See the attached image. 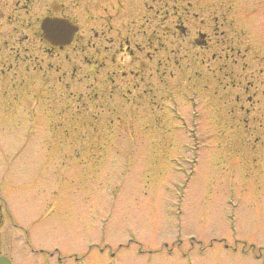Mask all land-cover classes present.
<instances>
[{
  "label": "rangeland",
  "instance_id": "374dc122",
  "mask_svg": "<svg viewBox=\"0 0 264 264\" xmlns=\"http://www.w3.org/2000/svg\"><path fill=\"white\" fill-rule=\"evenodd\" d=\"M57 1L81 33L100 30V3ZM186 1L209 44L180 46L168 24L186 2L155 0L156 100L137 105L93 98L82 60L72 76L35 36L50 4L29 5L30 56L0 59V205L21 226L13 264H264V94L235 102L224 74L244 73V85L251 70L264 90V0Z\"/></svg>",
  "mask_w": 264,
  "mask_h": 264
},
{
  "label": "flooded vegetation",
  "instance_id": "af4514ba",
  "mask_svg": "<svg viewBox=\"0 0 264 264\" xmlns=\"http://www.w3.org/2000/svg\"><path fill=\"white\" fill-rule=\"evenodd\" d=\"M35 1L49 3L48 0H0V59H3V63L6 60L8 68L14 64H18V60L20 62L26 61V57L30 56L27 53L28 34L25 30L27 25L26 15L28 14L29 5H33ZM53 1L54 3H49L52 10V7L62 8L65 6L62 1ZM183 1L186 2L184 10L177 15V18L172 20L171 24H168L169 34L179 41L180 46H182L181 42L189 43L193 47L207 46L211 38L210 35L202 27L195 29L189 27V21L186 16L189 1L160 0L163 3L160 7H164L166 10L170 7L175 10L182 5ZM72 2H75L74 6L76 2L78 4L81 3L80 0H72ZM84 2L91 5L100 3L99 7L102 9L100 17L101 28L99 31L94 30L93 34L88 33L84 35L81 33V23L79 20L64 12L56 13L53 10L43 15L35 16L34 20L38 22V30L35 36L48 44L46 52L52 57L59 58L62 56L63 60L72 64V76H74L77 69L75 59H81L84 64L81 77L84 79L87 87L95 90L93 98H98L100 94L106 100H112L114 96H118L117 99H124L128 105L154 103L156 100L155 42L157 39L155 34L156 27L153 23L155 0H84ZM3 18L4 22L11 25L9 32L7 29L4 31L1 28L4 23ZM45 18L67 22L74 29L66 43L60 41L54 42L46 35L42 26ZM88 19H91V15L88 16ZM31 22L29 20V24H32ZM53 29L50 30V33H52V37L58 39L60 33L57 30L56 32H52ZM93 37L99 38V44L92 40ZM70 47L72 50L67 51ZM70 53H72L71 56L69 55ZM226 54L225 56H227ZM219 57L220 55H217L214 51L210 56L212 60L219 59ZM48 64L52 67L51 62ZM61 67V64H57L54 66V69L59 71ZM216 69L220 71L222 69L227 70L228 68L217 66ZM242 70H245V67H242ZM261 70L260 68L259 71ZM249 71L250 76L245 75V77L248 76V80L245 81L244 85L241 84L240 79H238V82H235L237 75H234L236 73L239 76V74L244 73H234L229 69L224 74L230 80L225 83L226 86L230 84L229 87L231 89L234 90L237 87L239 90L235 91L234 101L239 102L240 99H243L246 104L252 106L254 103L260 102L261 97L259 98L257 95L264 94V90H258L257 86L254 87L251 78L253 71ZM64 73L62 71V74ZM217 73L219 74L220 72ZM170 74H172V71ZM97 83L101 85V92L98 91L99 87ZM243 106L244 104L240 103V107ZM246 111H249L248 107ZM6 216L9 218L8 223ZM11 227L21 228V226L11 219V215L3 212L0 205V256L10 258L13 264V257L10 254V249L12 250V248L8 244L12 235ZM25 242L28 243V240L26 239ZM29 248L35 253L43 252V249L35 248L31 245H29ZM46 251L47 254H54V251ZM70 256L68 255V257Z\"/></svg>",
  "mask_w": 264,
  "mask_h": 264
},
{
  "label": "water",
  "instance_id": "95a60500",
  "mask_svg": "<svg viewBox=\"0 0 264 264\" xmlns=\"http://www.w3.org/2000/svg\"><path fill=\"white\" fill-rule=\"evenodd\" d=\"M43 29L46 32V35L51 38L54 42L55 41H60V42H67L69 40L70 34H72V31L74 30L67 22H63L60 20H55V19H44L42 22ZM52 32L58 31L59 38L55 39L52 37V33H50V30ZM0 264H11L10 260L4 256H0Z\"/></svg>",
  "mask_w": 264,
  "mask_h": 264
}]
</instances>
